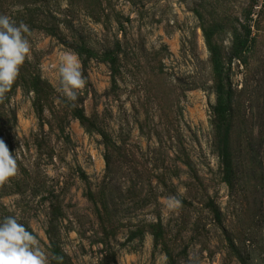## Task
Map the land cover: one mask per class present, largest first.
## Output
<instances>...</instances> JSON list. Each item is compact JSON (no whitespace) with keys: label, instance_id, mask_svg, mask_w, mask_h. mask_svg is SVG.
<instances>
[{"label":"rangeland","instance_id":"obj_1","mask_svg":"<svg viewBox=\"0 0 264 264\" xmlns=\"http://www.w3.org/2000/svg\"><path fill=\"white\" fill-rule=\"evenodd\" d=\"M0 14L30 42L25 82L0 102L17 164L0 216L36 236L46 264H243L229 238L264 264V0H0ZM207 33L229 67L231 185ZM66 52L85 80L72 101L58 91Z\"/></svg>","mask_w":264,"mask_h":264},{"label":"clouds","instance_id":"obj_2","mask_svg":"<svg viewBox=\"0 0 264 264\" xmlns=\"http://www.w3.org/2000/svg\"><path fill=\"white\" fill-rule=\"evenodd\" d=\"M28 31V26L23 22L17 23L11 16L0 14V94L7 92L16 80L19 68L29 54L30 42L25 35ZM57 71L58 91L67 100H75L77 90L85 85L78 57L71 52L62 54ZM13 153L0 139V183L16 174L17 164ZM168 199L169 206L179 204L174 196ZM0 264H46L36 236L15 216L0 218Z\"/></svg>","mask_w":264,"mask_h":264},{"label":"trees","instance_id":"obj_3","mask_svg":"<svg viewBox=\"0 0 264 264\" xmlns=\"http://www.w3.org/2000/svg\"><path fill=\"white\" fill-rule=\"evenodd\" d=\"M207 41L209 46V52L212 62V70H213V76H214V93H215V103L212 106L213 113L216 116V122H218V129H219V139H218V156L221 164L222 169V178L223 181L226 182V184L231 185L233 181V159L231 154V149L229 145L230 141V123L228 120V114L231 110L232 105V88H231V82L229 78V67L226 65L223 55L221 51L218 49L217 45L213 43L211 40V36L209 33H207ZM248 45V38L244 37L241 38L239 36L235 37L234 42V53L233 56L240 57L242 52L247 48ZM107 59H113V57L106 56ZM25 82V81H24ZM21 81L14 82L7 92L0 94V102H6L8 101L11 96L15 93L16 88L20 85L22 87V84L24 83ZM40 82L39 76L31 75V84L32 86H37ZM27 84V83H26ZM76 115L80 116L82 120H87V118L83 115L82 111L79 109L76 111ZM104 134V138L107 139L108 135L106 133ZM114 152H119V148L113 147ZM112 154L107 153L106 154V162L109 166V162L111 161ZM84 173H82V177H84ZM14 185H20V180L15 181ZM214 208V215L219 220L220 219V211L215 206ZM4 216H9V214H3V216H0V218ZM229 246L232 251H234L239 258L242 260L243 264L245 263V260L243 256L237 251V248L234 244V242L229 238L228 239ZM55 255H57V252H55Z\"/></svg>","mask_w":264,"mask_h":264}]
</instances>
